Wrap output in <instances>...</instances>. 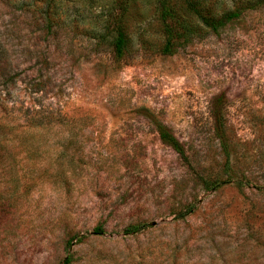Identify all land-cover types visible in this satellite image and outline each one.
I'll list each match as a JSON object with an SVG mask.
<instances>
[{"label": "rangeland", "instance_id": "obj_1", "mask_svg": "<svg viewBox=\"0 0 264 264\" xmlns=\"http://www.w3.org/2000/svg\"><path fill=\"white\" fill-rule=\"evenodd\" d=\"M169 2L0 0V264H264V0Z\"/></svg>", "mask_w": 264, "mask_h": 264}, {"label": "trees", "instance_id": "obj_2", "mask_svg": "<svg viewBox=\"0 0 264 264\" xmlns=\"http://www.w3.org/2000/svg\"><path fill=\"white\" fill-rule=\"evenodd\" d=\"M184 4L185 9L191 13L196 15L202 24L211 29L213 32H218L221 28H223L228 22L238 18L241 14H243L247 5L236 6L233 9L224 13V15L213 18L205 15L206 13L202 10L197 0H181ZM158 16L159 20L162 24V29L165 35V45L164 50L166 52H171L174 49L176 44L180 45L185 41L184 33L180 29H183L182 25L179 23L177 18V12L175 8L170 4L169 0H159L158 5ZM121 16L114 18L112 29L115 33L114 38V48L117 55H121L124 44H125V34L121 24ZM158 134L160 139L167 143L180 157V159L184 162H187V155L184 149L183 144L174 136V134L166 127L159 126ZM207 183V182H206ZM208 188H216L219 185V182H208ZM144 224H134L126 227L124 229L125 233H136L140 229H142ZM103 229L100 225L93 228L92 233L94 234H102ZM80 239L79 237H77ZM69 244V242H68ZM67 262V260H65Z\"/></svg>", "mask_w": 264, "mask_h": 264}]
</instances>
